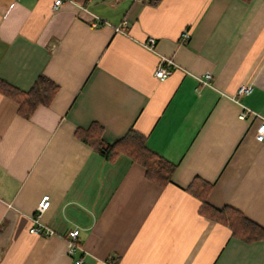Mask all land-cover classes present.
<instances>
[{
  "label": "crops",
  "instance_id": "0c3cea01",
  "mask_svg": "<svg viewBox=\"0 0 264 264\" xmlns=\"http://www.w3.org/2000/svg\"><path fill=\"white\" fill-rule=\"evenodd\" d=\"M55 1L0 0V79L23 92L41 76L58 86L30 119L0 94V264H264V241L234 238L188 191L210 183L211 207L264 229L260 121L240 118L244 108L264 116V0ZM160 55L178 65L164 81ZM207 73L211 87L200 83ZM240 86L252 92L235 102ZM94 123L109 144L144 135L176 166L172 184L76 137ZM44 196L39 225L51 237L31 233Z\"/></svg>",
  "mask_w": 264,
  "mask_h": 264
},
{
  "label": "trees",
  "instance_id": "16d2710c",
  "mask_svg": "<svg viewBox=\"0 0 264 264\" xmlns=\"http://www.w3.org/2000/svg\"><path fill=\"white\" fill-rule=\"evenodd\" d=\"M157 1L159 0L152 3ZM57 93L58 86L45 76H41L29 92L20 91L0 79V94L14 100L18 105V114L25 119H30L40 106H49ZM104 134V128L97 123L86 130L76 131V137L93 148L106 161L112 162L126 156L145 169L146 178L152 183L161 188L172 184L176 166L150 151L144 135L132 129L122 139L109 144L105 142ZM212 187V184L196 179L188 188V191L201 202L200 214L227 226L234 238L245 243L264 241V229L250 221L243 213L230 207L217 210L207 203Z\"/></svg>",
  "mask_w": 264,
  "mask_h": 264
},
{
  "label": "built area",
  "instance_id": "2783aa9c",
  "mask_svg": "<svg viewBox=\"0 0 264 264\" xmlns=\"http://www.w3.org/2000/svg\"><path fill=\"white\" fill-rule=\"evenodd\" d=\"M67 3L76 5L73 0H56L54 3V9L59 10L60 7H62L64 4H67ZM77 8L80 9L82 12L90 14L93 18H95L96 21L101 22V20L97 16L90 13L85 7H81V6L77 5ZM189 37H190L189 33L183 34V39L185 41H187L189 39ZM155 44H156V40L154 38H149L147 40V42L144 43V47L150 51H155L154 50ZM159 58H160V62H159V65H158L156 71L154 72V76L156 79H158L160 81H164L171 75V73L175 69L178 68V65L171 58L161 56V55L159 56ZM200 83L202 85L211 87L212 86V76L208 73L205 74L204 77L200 79ZM251 92H252V87L240 86L237 90L236 95L231 97V99L235 102H238L237 101L238 97L243 96V95H247ZM249 115H253L259 119L260 124L257 128V137L256 138L259 142L264 141V116H262L258 113H255L249 109L244 108V111L241 113L240 118L246 119ZM50 206H51L50 197L44 196L41 199V201L38 205V208H37V214L34 218V223L36 224V226L31 229L32 234L43 235L46 237H51L55 234L54 231H52L51 229H48V228L43 229L39 225L40 215L42 213H44L45 211H47L50 208ZM79 235H80L79 229L72 230L68 235L69 236V244H70V255H72V256H74L76 251L78 250V246L76 245V241H77ZM76 264H85V262L82 259H80V260L76 261Z\"/></svg>",
  "mask_w": 264,
  "mask_h": 264
}]
</instances>
